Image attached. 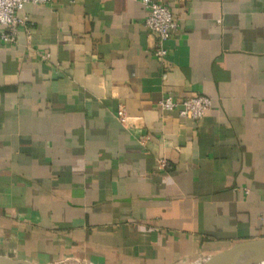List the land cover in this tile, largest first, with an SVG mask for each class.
I'll return each instance as SVG.
<instances>
[{"label": "crops", "instance_id": "obj_1", "mask_svg": "<svg viewBox=\"0 0 264 264\" xmlns=\"http://www.w3.org/2000/svg\"><path fill=\"white\" fill-rule=\"evenodd\" d=\"M163 1L164 61L141 0L27 3L0 42V257L192 264L264 238V0Z\"/></svg>", "mask_w": 264, "mask_h": 264}, {"label": "built area", "instance_id": "obj_2", "mask_svg": "<svg viewBox=\"0 0 264 264\" xmlns=\"http://www.w3.org/2000/svg\"><path fill=\"white\" fill-rule=\"evenodd\" d=\"M141 1L148 10L145 25L158 40L155 55L164 61L169 54L166 42L178 31V21L163 0ZM51 2L52 0H0V42L12 44L16 41L19 27L26 23V18L20 15L25 4L45 5ZM45 56L49 57V54L46 53ZM159 107L164 111L176 110L180 117L199 121L212 109V98L205 94H192L175 99L172 94H168L159 101ZM118 118L123 122L128 119L124 106L118 109ZM159 165L161 168L171 167L166 159H161Z\"/></svg>", "mask_w": 264, "mask_h": 264}, {"label": "water", "instance_id": "obj_3", "mask_svg": "<svg viewBox=\"0 0 264 264\" xmlns=\"http://www.w3.org/2000/svg\"><path fill=\"white\" fill-rule=\"evenodd\" d=\"M262 251L263 255L260 258L249 260H241L243 256L252 253ZM264 238L255 240H246L238 242L231 246L229 249L216 254L206 260L204 264H252V263H264ZM1 261L14 262L17 264H27V262L16 261L6 257H0Z\"/></svg>", "mask_w": 264, "mask_h": 264}, {"label": "bare ground", "instance_id": "obj_4", "mask_svg": "<svg viewBox=\"0 0 264 264\" xmlns=\"http://www.w3.org/2000/svg\"><path fill=\"white\" fill-rule=\"evenodd\" d=\"M262 255H263L262 251L252 252V253H249V254L243 256V258L241 260H249L250 258H252V259L260 258ZM263 262H264V260H263ZM0 264H17V263L8 262V261H1ZM27 264H31V263L27 262Z\"/></svg>", "mask_w": 264, "mask_h": 264}, {"label": "rangeland", "instance_id": "obj_5", "mask_svg": "<svg viewBox=\"0 0 264 264\" xmlns=\"http://www.w3.org/2000/svg\"><path fill=\"white\" fill-rule=\"evenodd\" d=\"M206 260L207 259H205V260H203V261H201V262H196V261H194V263L193 262H191L192 264H204L205 262H206ZM58 264H86L85 262L83 263V262H77V261H73V260H70V261H67V262H65V263H63V262H59ZM252 264H264V263H259V262H257V263H252Z\"/></svg>", "mask_w": 264, "mask_h": 264}]
</instances>
